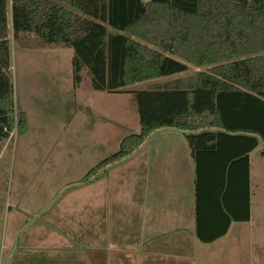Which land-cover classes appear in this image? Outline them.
<instances>
[{
    "label": "trees",
    "instance_id": "16d2710c",
    "mask_svg": "<svg viewBox=\"0 0 264 264\" xmlns=\"http://www.w3.org/2000/svg\"><path fill=\"white\" fill-rule=\"evenodd\" d=\"M9 15L14 36L32 32L73 48L75 87L86 70L93 89L136 97L140 132L85 178L132 155L152 132L174 128L196 163L198 239L211 242L231 221L250 219V152L264 144V0H0V152L15 128L29 129L14 100ZM190 64L200 70L177 76ZM208 197L226 220L213 233L203 224Z\"/></svg>",
    "mask_w": 264,
    "mask_h": 264
},
{
    "label": "crops",
    "instance_id": "0c3cea01",
    "mask_svg": "<svg viewBox=\"0 0 264 264\" xmlns=\"http://www.w3.org/2000/svg\"><path fill=\"white\" fill-rule=\"evenodd\" d=\"M158 130L132 154L137 177L128 186L130 200L114 182L97 181L75 196L82 200V208L76 207L81 213L34 220L14 214L0 264H264V147L253 171L255 149L250 152V219L233 220L224 235L203 242L196 234V163L190 146L181 131ZM17 176L16 206L25 179L20 170ZM120 199L127 204H118ZM201 206L203 224L212 233L224 227L217 200L205 198Z\"/></svg>",
    "mask_w": 264,
    "mask_h": 264
},
{
    "label": "rangeland",
    "instance_id": "374dc122",
    "mask_svg": "<svg viewBox=\"0 0 264 264\" xmlns=\"http://www.w3.org/2000/svg\"><path fill=\"white\" fill-rule=\"evenodd\" d=\"M8 21L14 100L16 107L27 113L29 129L25 134H18L15 128L1 149L7 148L0 155V185L3 184L0 187V248L10 243L14 214H24L34 220L49 219L48 215L54 213L83 212L76 210L83 203L75 196L89 183L111 185L114 182L113 186L117 184L130 200L133 190L128 186L137 177L133 171L134 155L90 178L85 176L100 160L117 151L124 137L140 132L138 103L133 93L95 90L86 70L81 72L79 87H75L72 47L46 43L32 32L14 36L10 15ZM199 70L190 64L187 72L177 76L192 75ZM166 79L143 81L124 90L146 89ZM162 132H168V128L157 131ZM263 147L260 143L252 153V171L260 166ZM19 170L25 179L18 191L22 192V200L16 206L21 199L15 196ZM255 180L253 174L254 192ZM121 201L127 204L123 199L118 204ZM50 223L55 222L50 220ZM66 223L75 225L71 221Z\"/></svg>",
    "mask_w": 264,
    "mask_h": 264
}]
</instances>
